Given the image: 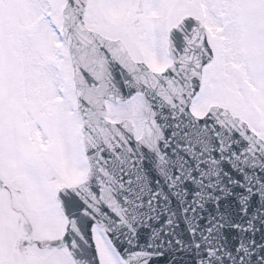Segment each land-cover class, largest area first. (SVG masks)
Masks as SVG:
<instances>
[{"label":"snow or ice","instance_id":"1","mask_svg":"<svg viewBox=\"0 0 264 264\" xmlns=\"http://www.w3.org/2000/svg\"><path fill=\"white\" fill-rule=\"evenodd\" d=\"M166 132L264 165V0H0V264H264L259 166L225 176L210 245L117 238Z\"/></svg>","mask_w":264,"mask_h":264},{"label":"water","instance_id":"2","mask_svg":"<svg viewBox=\"0 0 264 264\" xmlns=\"http://www.w3.org/2000/svg\"><path fill=\"white\" fill-rule=\"evenodd\" d=\"M168 135L166 132L165 139L155 151L139 149L147 153L142 159L137 176L140 187V192L137 193L140 203L137 207H142L145 211L134 215L127 224L118 225L115 234L117 238L121 235L127 236L128 229L135 224V231L149 241L154 242L167 236H171L174 241L180 237L188 238L190 242L181 240L180 250L190 253L197 243L205 246L212 243L213 238L208 232L207 225L213 221V213L219 220H228V216L220 211V201L225 200L230 192L224 184L229 170L242 172L246 168L259 166L260 171L264 172V165L248 160L241 161L239 158L229 160L222 155L223 149L216 148L213 150L215 158H211L210 161L212 164L204 163L207 160L203 158L206 147L204 141H186L183 144L177 142L174 147H166ZM164 147L169 153L170 165L161 172L160 163L164 160ZM247 178L252 179L251 176ZM149 186L151 191L148 190ZM259 204L264 205V196L260 197ZM223 208L227 209L228 204L225 203ZM258 214H261V209L254 208L252 217L255 218ZM225 231L229 234H221L217 243L224 241L228 246L238 249L244 240L242 234H235L240 230L229 225ZM140 244L143 247V241ZM169 250L177 251L171 244L165 249ZM225 252H228L227 248ZM196 255L199 256L198 250ZM167 264H171V261H167Z\"/></svg>","mask_w":264,"mask_h":264}]
</instances>
